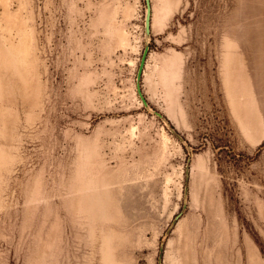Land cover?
I'll list each match as a JSON object with an SVG mask.
<instances>
[{
    "label": "rangeland",
    "instance_id": "obj_1",
    "mask_svg": "<svg viewBox=\"0 0 264 264\" xmlns=\"http://www.w3.org/2000/svg\"><path fill=\"white\" fill-rule=\"evenodd\" d=\"M151 5L186 144L144 0H0V264H264V0Z\"/></svg>",
    "mask_w": 264,
    "mask_h": 264
},
{
    "label": "water",
    "instance_id": "obj_2",
    "mask_svg": "<svg viewBox=\"0 0 264 264\" xmlns=\"http://www.w3.org/2000/svg\"><path fill=\"white\" fill-rule=\"evenodd\" d=\"M145 2V15H144V38H145V44H144V49L139 61V65L137 68V73H136V80H135V85H136V90L137 94L142 101L144 107L152 112H154L156 115H158L168 126L170 131L183 143L186 144L185 139L170 125L166 117L161 114L158 111H155L151 108L148 100L145 97V94L143 92V74H144V69L146 67V61L148 58V53L150 50V39H151V24H152V5H151V0H144ZM188 181H189V167L187 168L186 172V183H185V197H187L188 193ZM178 218V217H177ZM176 218V219H177ZM163 260V245H161L160 251H159V256H158V261L159 264H162Z\"/></svg>",
    "mask_w": 264,
    "mask_h": 264
},
{
    "label": "crops",
    "instance_id": "obj_3",
    "mask_svg": "<svg viewBox=\"0 0 264 264\" xmlns=\"http://www.w3.org/2000/svg\"><path fill=\"white\" fill-rule=\"evenodd\" d=\"M153 9V8H152ZM152 19H153V16H152ZM151 27H152V24H151Z\"/></svg>",
    "mask_w": 264,
    "mask_h": 264
}]
</instances>
